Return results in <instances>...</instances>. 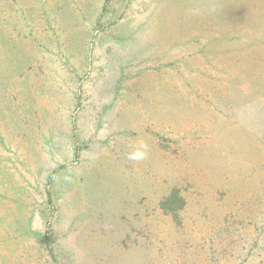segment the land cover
Instances as JSON below:
<instances>
[{
  "label": "rangeland",
  "instance_id": "obj_1",
  "mask_svg": "<svg viewBox=\"0 0 264 264\" xmlns=\"http://www.w3.org/2000/svg\"><path fill=\"white\" fill-rule=\"evenodd\" d=\"M0 264H264V0H0Z\"/></svg>",
  "mask_w": 264,
  "mask_h": 264
},
{
  "label": "clouds",
  "instance_id": "obj_2",
  "mask_svg": "<svg viewBox=\"0 0 264 264\" xmlns=\"http://www.w3.org/2000/svg\"><path fill=\"white\" fill-rule=\"evenodd\" d=\"M147 157V145L141 142L136 151L128 155V159L132 161H141Z\"/></svg>",
  "mask_w": 264,
  "mask_h": 264
}]
</instances>
